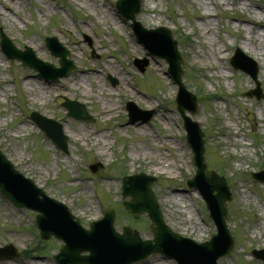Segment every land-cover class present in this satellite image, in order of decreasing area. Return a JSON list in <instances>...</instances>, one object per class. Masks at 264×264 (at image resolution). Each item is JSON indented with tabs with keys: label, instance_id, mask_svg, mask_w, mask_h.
Returning a JSON list of instances; mask_svg holds the SVG:
<instances>
[{
	"label": "rangeland",
	"instance_id": "1",
	"mask_svg": "<svg viewBox=\"0 0 264 264\" xmlns=\"http://www.w3.org/2000/svg\"><path fill=\"white\" fill-rule=\"evenodd\" d=\"M116 2L0 0V29L17 48L27 46L39 60L58 67L44 45L45 37L54 36L68 48L75 65L66 77L47 83L0 52V151L45 194L66 205L84 229L112 209L115 231L127 226L143 240L152 238L150 222L145 214L137 220L123 209L121 181L131 174L151 175L156 179L151 189L169 229L196 242L207 241L216 229L201 197L187 187L195 166L176 111L177 86L165 75L164 60L149 57L137 43L116 12ZM136 20L146 29L162 26L173 34L183 58L182 82L198 104V111L189 116L204 133L205 166L228 184L226 227L234 246L218 264H264L251 255L264 249V183L250 174L264 171V0H141ZM235 49L258 66L260 100L247 96L254 88L250 77L229 64ZM144 58L147 66L140 72L133 60ZM105 62L123 78L112 68L102 71ZM91 67L98 73L89 72L90 83L84 80L88 97L59 90L64 81L76 85L79 76L87 78L80 70ZM109 77L117 84L111 85ZM29 87H42L43 98L28 92ZM64 97L84 104L94 121L66 117L60 106ZM129 101L142 111L154 110L152 119L129 124L124 108ZM109 103L112 115L106 116L101 108ZM31 111L63 125L67 154L43 136L29 119ZM100 137L104 139L96 142ZM96 163L102 168L92 173L89 166ZM168 195L179 203L169 204ZM88 199L95 206L91 218L78 208ZM35 214L16 208L0 194V247L10 244L19 253L0 264H56L52 255L63 243L38 236ZM136 264L176 262L156 254Z\"/></svg>",
	"mask_w": 264,
	"mask_h": 264
},
{
	"label": "water",
	"instance_id": "2",
	"mask_svg": "<svg viewBox=\"0 0 264 264\" xmlns=\"http://www.w3.org/2000/svg\"><path fill=\"white\" fill-rule=\"evenodd\" d=\"M140 0H118L116 9L125 21H131L130 27L139 43L144 45L149 55L164 59L168 63L170 78L178 85L177 110L184 121L187 132V142L193 156L196 172L188 181V187L199 191L205 200L210 217L214 221L217 233L212 235L210 241L195 243L184 239L172 232L163 222L161 212L158 209L155 197L151 192L150 185L155 181L153 177L139 174L126 178L123 183V197L130 196V200L124 202L126 210L137 218L139 214L146 212L152 225L150 230L153 239L141 241L136 232L132 233L128 228L123 229V234L118 235L112 228L113 212L106 211L104 219L93 223L90 231H84L77 221L69 214L68 209L53 199L48 198L40 188H37L31 180L24 178L16 172L10 162L0 152V191L3 196L15 204V206L27 207L40 213L36 217L37 226L40 228L42 238L48 239L54 236L64 241L65 245L59 254L55 255L58 264H133L145 259L148 255L162 253L173 258L178 264H216L217 260L226 256L232 249L233 241L225 224V202L230 199L228 188L223 178L215 173L206 171L203 159V135L198 123L191 121L185 114V110L191 114L196 112L195 97L186 91L181 82V57L177 51L176 42L172 34L165 28L154 30L144 29L135 17L139 12ZM47 49L59 59L60 68H54L48 62L37 60L29 48L23 51L15 49L9 39L0 31V49L9 59H17L38 72V76L46 81H57L67 75L74 67L72 62L66 59L69 53L54 39L46 38ZM238 55H241L239 51ZM246 60L238 64L232 61L233 67L247 73L257 88L250 93L260 99L258 91L257 70L255 63ZM139 63V61H136ZM146 62H143V66ZM141 68V67H140ZM115 84V81L112 80ZM63 107L68 109V115L87 121L90 119L84 107L76 102L65 99ZM131 106V105H130ZM152 115V112L147 116ZM31 118L39 128L50 138L52 142L63 152L66 151V136L62 133L59 123L46 119L37 113H32ZM254 178L264 181V173L254 174ZM216 192L214 194L213 192ZM82 235L93 238L89 247L90 255L81 257V248L72 244L73 238ZM12 247L0 249V258L14 256ZM254 256L264 261V250L254 252Z\"/></svg>",
	"mask_w": 264,
	"mask_h": 264
},
{
	"label": "bare ground",
	"instance_id": "3",
	"mask_svg": "<svg viewBox=\"0 0 264 264\" xmlns=\"http://www.w3.org/2000/svg\"><path fill=\"white\" fill-rule=\"evenodd\" d=\"M105 14V13H104ZM206 18L209 16V15H204ZM109 68H112L113 69V72L116 73L118 75V78L122 79V75L119 74L118 70L115 68V67H112V65L108 62H105L102 66V71L104 70H108ZM152 70L155 71L156 68L155 67H152ZM80 72L84 73L85 76H87V78L85 77H81L79 76L78 79H74L76 81V85H71L69 83H66V81H64L61 85H60V89L61 91H66L67 93H71L72 90H76L78 91V93L82 96V97H88L89 93L87 92V89L84 88L83 84H84V80H87L89 83L91 82L90 78H89V72H96L98 73L97 69L96 68H93L91 67L90 69H84V70H80ZM97 79V85L99 88V90H103L104 88V85L102 84V82H100V79H99V75H97V77H95ZM94 79V78H93ZM96 79H94L96 81ZM90 86V89L93 88L91 85ZM122 89H124V87H122ZM44 89L42 87H39V89L35 90L31 87H29V91L30 93H33V95H36L37 97L39 98H43L44 94H45V91H43ZM94 92V91H92ZM124 94H127L125 91H124ZM113 104L111 105V103H109V105L106 107V108H101L103 113L106 114V116H110L112 115L111 114V111L113 110ZM138 132H140V130H138ZM78 135L81 134V133H77ZM104 139V137H100L98 139H95L96 142H99L100 139ZM95 142V143H96ZM159 167H162L161 165H158ZM237 194L241 195V197L247 199L248 196L247 195H243L244 193H240L239 191L237 192ZM166 198H171V201H169V204H176V203H179V202H176V197L174 195H171ZM82 216H88V217H94L95 216V206H94V203L88 199L87 202H85V204H83L82 206H79L78 207ZM89 218V219H90ZM33 264H35V262H33ZM37 264V263H36Z\"/></svg>",
	"mask_w": 264,
	"mask_h": 264
}]
</instances>
